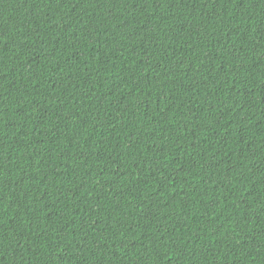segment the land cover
I'll list each match as a JSON object with an SVG mask.
<instances>
[{"label":"trees","instance_id":"obj_1","mask_svg":"<svg viewBox=\"0 0 264 264\" xmlns=\"http://www.w3.org/2000/svg\"><path fill=\"white\" fill-rule=\"evenodd\" d=\"M0 264H264V0H0Z\"/></svg>","mask_w":264,"mask_h":264}]
</instances>
